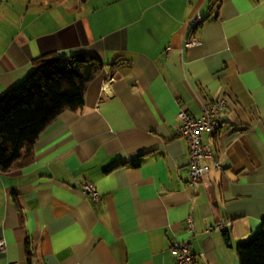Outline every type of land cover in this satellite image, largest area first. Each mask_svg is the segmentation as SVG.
Instances as JSON below:
<instances>
[{"label":"crops","instance_id":"obj_1","mask_svg":"<svg viewBox=\"0 0 264 264\" xmlns=\"http://www.w3.org/2000/svg\"><path fill=\"white\" fill-rule=\"evenodd\" d=\"M195 12L205 20L186 35ZM76 52L103 69L81 109L0 172V264H176V240L196 264H239L264 219V0H0V95L35 58ZM216 98L222 123L202 141L220 167L202 159L193 190L177 113Z\"/></svg>","mask_w":264,"mask_h":264},{"label":"trees","instance_id":"obj_2","mask_svg":"<svg viewBox=\"0 0 264 264\" xmlns=\"http://www.w3.org/2000/svg\"><path fill=\"white\" fill-rule=\"evenodd\" d=\"M103 66L99 57L85 52L33 60L29 74L0 95V172L28 153L55 117L81 109L88 83ZM237 257L239 264H264V219L260 230L238 243Z\"/></svg>","mask_w":264,"mask_h":264},{"label":"built area","instance_id":"obj_3","mask_svg":"<svg viewBox=\"0 0 264 264\" xmlns=\"http://www.w3.org/2000/svg\"><path fill=\"white\" fill-rule=\"evenodd\" d=\"M211 1H214L217 4L219 0ZM204 20L205 17L198 12L191 14L186 20L185 34L189 35L190 32L202 24ZM196 43H198V40L195 38L185 40L186 46H192ZM225 105L226 101L224 98H216L203 102L200 108V114L197 117L188 114L184 110H180L177 113L180 124L176 129V134L183 137L188 144L189 177L187 183L193 190L199 181L206 178L208 174V167L201 163L202 159L208 158L211 160L215 168L220 167V162L214 156L212 148L202 141V134H212L218 130L222 123L221 113L225 109ZM81 189L93 202L99 201V192L92 183L84 182L81 185ZM228 225L229 222L220 221L215 227L225 230L228 228ZM212 228L213 227H210L209 229ZM186 229L190 236L194 234L191 217H188L186 220ZM5 250L6 241L3 238H0V252H4ZM169 252L174 257L176 264H196V257L191 252L187 240H176L172 242Z\"/></svg>","mask_w":264,"mask_h":264},{"label":"water","instance_id":"obj_4","mask_svg":"<svg viewBox=\"0 0 264 264\" xmlns=\"http://www.w3.org/2000/svg\"><path fill=\"white\" fill-rule=\"evenodd\" d=\"M225 241H227V238L225 239Z\"/></svg>","mask_w":264,"mask_h":264}]
</instances>
